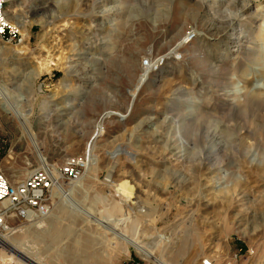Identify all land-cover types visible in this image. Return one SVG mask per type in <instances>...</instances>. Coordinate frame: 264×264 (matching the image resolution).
Returning <instances> with one entry per match:
<instances>
[{
    "label": "rangeland",
    "instance_id": "rangeland-1",
    "mask_svg": "<svg viewBox=\"0 0 264 264\" xmlns=\"http://www.w3.org/2000/svg\"><path fill=\"white\" fill-rule=\"evenodd\" d=\"M246 1L238 19L236 0H7L23 29L7 20L14 39L0 43L27 46L0 53L3 172L15 184L25 161L40 166L13 112L47 163L88 165L42 227L13 220L5 244L45 264H152L125 239L166 264H264V103L240 101L264 91V0ZM161 57L132 95L141 62Z\"/></svg>",
    "mask_w": 264,
    "mask_h": 264
},
{
    "label": "built area",
    "instance_id": "built-area-1",
    "mask_svg": "<svg viewBox=\"0 0 264 264\" xmlns=\"http://www.w3.org/2000/svg\"><path fill=\"white\" fill-rule=\"evenodd\" d=\"M6 3L7 0H0V42L9 43L14 39V33L5 15ZM164 64L162 57L154 61L144 59L141 68L146 72H157ZM87 165L86 157L67 159L60 167L46 163L31 168L23 181L11 184L0 163V249L12 231L10 222L18 220L30 223L47 216L51 197L59 185L79 181ZM201 264L211 263L205 260Z\"/></svg>",
    "mask_w": 264,
    "mask_h": 264
},
{
    "label": "bare ground",
    "instance_id": "bare-ground-1",
    "mask_svg": "<svg viewBox=\"0 0 264 264\" xmlns=\"http://www.w3.org/2000/svg\"><path fill=\"white\" fill-rule=\"evenodd\" d=\"M8 1L11 3V8L17 7L16 0H8ZM236 1H237V3L238 2H242V4H243L239 8V15H237V18L239 19L240 17L246 15L248 3H247L246 0H236ZM13 10L9 14H5L7 16V20L10 21V22H15L16 24L19 25V27L21 29H23V24H22L23 22L20 21V23H19V22H16L15 21V11H13ZM36 17H39V15H36ZM252 20L255 21L256 20V17H253ZM232 25L233 24L230 23V24L227 25L226 28L230 30V28H231ZM260 31L261 32L264 31V23L260 27ZM189 34L186 37L187 40H185V42H184L185 44L188 43L190 40H192L194 38V35L193 34H190V35ZM26 46L27 45H23V46H20V47H15L14 50H12L11 48L3 47L1 45V43H0V53L1 52H10V53H12L14 55H21L22 53L25 52ZM162 58L165 60V62L167 61V57H162ZM67 63H70V60ZM51 66H52V64L39 65V67L37 68V71H36V76L39 75V74H41V73L49 72L51 70ZM149 72L150 73H154L153 71H149ZM147 74L148 73L146 71H143L142 75L138 78L137 85L134 88V92L132 91L133 92L132 95H134L136 93V91L147 81ZM227 97H230V96H227ZM240 98H241L240 101H242L241 102L242 103L241 106L242 105L244 106L245 101H262L264 103V91H259V92L254 93V94H252V93L248 94L245 91V92H242L240 94ZM232 101H236V102H229L227 105H229L230 108H232V109H236V107H238L240 105V104L237 103V101H239V100H236V98H234ZM12 116H14L17 119L18 123L20 124V127H21V130H22L23 134L28 138L29 143H30V146L33 149V151L35 152L37 161L39 162L38 164H40V166L41 165H45L47 162L44 160V158L42 156V151H41V148H40V144H39L38 140L31 134V132L29 130V126L27 124V114H21V113L13 112V115ZM181 153H185L184 147L181 148ZM25 165H26V168H24L25 172H23V173H24V176L26 178V176L29 173V171H28L29 169L28 168H29L30 165L26 161H25ZM78 182H76V183H78ZM76 183H74V184H76ZM62 187H63V185L60 184L59 187L56 189L55 194H57V195L58 194H63V196H64L63 198H66V197L68 198L69 195L71 194L72 189H70V190L69 189L63 190ZM116 192L119 193V194H121V196H124V197H127L129 195L128 194L129 191H127V187L125 185L119 186V188L116 190ZM68 200L70 201V199H68ZM49 214H50V211H49V213H48L47 216H45L43 218L36 219L35 222L36 221H39V222L38 223H35L32 226H34V228H40V227H42V224H41L40 221H44L46 218H48L49 217ZM64 232L67 233L68 230H63L61 233H64ZM56 233L59 234L58 231H54L52 233V237ZM26 235L27 234L24 231L17 232V237L18 236L19 237L22 236V238L25 239L26 238ZM10 236H8V237H10ZM118 238H120V237H118ZM21 240H19V241H21ZM36 240H37V237H36ZM125 244L127 246L132 247L134 249V251L138 254V256L141 258V260L143 262H145V263L166 264V260L164 258L165 256L163 255V253H160L159 252V258L154 257L155 256V253L151 249L153 247H149V245H151V244H148V245L147 244L146 245L144 244L143 245V244H141V243H139V242H137V241H135L133 239H125ZM18 248L12 247V246H9L8 244L3 243L2 244V249H4L5 251H3L1 249L0 250V256H5L6 257L7 255H10L11 256V254H13L18 259V261L21 264H45L43 262L41 252H38V250H36L35 248L28 247L27 250L24 249V248H22V247L20 248L22 250H18ZM82 249H84V247ZM4 252H6V254H4ZM164 253H165V251H164ZM82 264H87V263L83 262ZM90 264H98V263L93 262V263H90Z\"/></svg>",
    "mask_w": 264,
    "mask_h": 264
}]
</instances>
